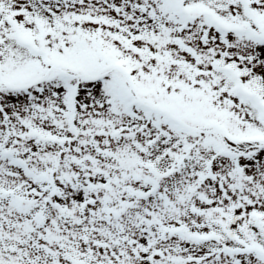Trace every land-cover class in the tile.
Instances as JSON below:
<instances>
[{
    "label": "snow or ice",
    "instance_id": "6c2138e0",
    "mask_svg": "<svg viewBox=\"0 0 264 264\" xmlns=\"http://www.w3.org/2000/svg\"><path fill=\"white\" fill-rule=\"evenodd\" d=\"M0 264H264V0H0Z\"/></svg>",
    "mask_w": 264,
    "mask_h": 264
}]
</instances>
